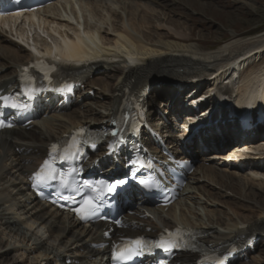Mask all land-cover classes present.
I'll use <instances>...</instances> for the list:
<instances>
[{"label":"bare ground","instance_id":"6f19581e","mask_svg":"<svg viewBox=\"0 0 264 264\" xmlns=\"http://www.w3.org/2000/svg\"><path fill=\"white\" fill-rule=\"evenodd\" d=\"M82 1L81 12L73 8L70 11L56 10V25L53 28L62 33L75 34L79 32V21H83L88 39L77 35L72 42H63L62 60L66 66L72 67L73 73L85 71L79 78L86 82L88 92L94 91L90 95L93 98L82 105L84 93L75 103L78 108L73 111L64 109L59 114L51 106L48 109L51 115L39 121L34 128L0 133V264H66L68 259L78 261V264H107L106 251L90 247L92 242L101 240L99 231L82 227L50 206L39 204L27 190V179L46 155L47 146L52 141L79 125L108 122L122 97L132 89L144 90L152 79L160 84L165 83L169 89H173V93L164 106L169 104L170 111H175L177 103H172L183 98V90L189 86L190 79L209 80V85L204 89L210 91L217 83L228 79L230 73H236L242 86L238 89L239 97L250 96L245 109H259L261 104L256 103L255 97H264V66L250 71L244 78L242 76L245 74H241V70L246 66L248 70L252 63L257 62L258 54L263 52L264 31L242 37L234 33L216 51H208L201 36H196L186 22L175 18L180 4L187 7L198 5L202 10H209L208 5L199 0H145L144 3L141 0ZM63 5L71 6L70 0L64 1ZM170 14L173 15L171 19ZM158 26H162L168 34L159 37L156 33ZM181 29L189 32L186 34ZM173 37L177 40H171ZM30 58L29 53L0 33V87L12 88L17 75ZM80 64L83 65L79 68L73 67ZM199 84L201 82L197 84L198 91L202 90ZM152 91L147 95L144 93L143 98L148 102L154 126L161 131L163 126L159 124L161 119L155 116V102L168 89L163 87ZM239 97L237 104L242 103ZM254 103L255 106L251 108ZM238 112L240 109L235 111ZM221 119L226 120V129L218 125L221 137L212 133V138H201L204 142H201L202 145L194 140L191 153H186L184 158L197 159L205 152L203 147L216 151L210 157L218 160L235 154L237 158H256L251 155L250 145L253 144L257 150L261 146L251 139L241 141L240 133L244 135V130L237 127L239 133H235L227 123L229 119L224 115ZM187 120H192L190 115ZM182 125L185 129L181 136L188 137L192 124L185 121ZM262 126L259 125L254 131ZM228 137L240 141L235 143L234 148L233 144L225 146ZM243 149L249 152L244 153ZM206 159L203 158L197 171L190 177L182 203L173 207L167 217H163L159 211H152V214L165 226L175 224L177 219L186 225L196 226L208 235L207 240L211 244L223 243L247 232L248 238L254 236L253 239H258V244L249 254V261L245 259L237 264H263L264 249H261L259 241L264 240V160L240 165L216 162L207 167ZM244 168H250L252 175L237 179L235 175ZM214 204H217L215 208ZM135 224L158 230V226L149 219H135ZM193 262V257L184 255L175 264Z\"/></svg>","mask_w":264,"mask_h":264},{"label":"rangeland","instance_id":"374dc122","mask_svg":"<svg viewBox=\"0 0 264 264\" xmlns=\"http://www.w3.org/2000/svg\"><path fill=\"white\" fill-rule=\"evenodd\" d=\"M199 1L201 3L208 5L207 8H209V10H202L203 8L201 9L198 5H194V6L191 5V7H187L184 4L183 5L180 4V6L177 7L178 9L176 10L175 18L180 22H184V23L186 22V25L194 30L196 36L197 34H199L203 40L202 43L204 44L205 48L208 51H212V50L216 51V49H218L221 44L228 41L231 38V35L234 33H237L242 37V36H252L264 31V0H255L254 2H249L246 0H199ZM141 2L144 3L145 0H141ZM163 12L167 13L168 11H163ZM212 12L214 14H212ZM172 16L173 15L170 14V19L172 18ZM158 28L159 29H157L156 33L159 35V37L168 34L167 30L162 29V26H158ZM102 30L104 31V29ZM181 30L185 31L184 33L186 34L189 32L187 29H181ZM173 39L177 40L175 39V37H173L171 40ZM197 39L199 38L197 37ZM263 66H264V50L263 52L258 54L257 62L254 64L252 63L249 66L247 73H249L250 71L259 70ZM152 81L154 82L155 86L161 85L159 81H154V80ZM94 86L95 88H98L96 85ZM163 87L167 88L168 91L163 93L164 95L163 97H161L160 99L158 98V100L156 101L157 104L158 103L162 104L161 102H163V98L168 99L171 97L173 93L172 92L173 89L171 88L169 89V87L166 85H162V87L154 88V90L158 88L163 89ZM206 91L207 89L204 91L202 90L198 94V96L205 94ZM167 99L165 102H163L162 107L168 101ZM175 103H178V101L175 100L172 104ZM163 108L166 111L167 107L164 106ZM81 111H83V107H81ZM254 139H255L254 141H256L255 142L256 145L261 146V149L260 150L254 149L255 146L251 144L250 149L252 151L250 152L253 153L251 155H255V157L258 160L263 161L264 131L260 135H257ZM233 140H232L233 142L231 143L233 144V146H235V143H237V141H240L237 140V138H233ZM217 147L218 149L220 148V146ZM229 150H227V152ZM243 151L244 153L249 152V150H245V149H243ZM224 158L226 157H223V159ZM223 159L219 160L218 162L223 163L224 165L227 163V161L225 160L223 161ZM216 205L217 204H214L213 208H215ZM260 246L261 249H264V240L262 241Z\"/></svg>","mask_w":264,"mask_h":264},{"label":"snow or ice","instance_id":"6c2138e0","mask_svg":"<svg viewBox=\"0 0 264 264\" xmlns=\"http://www.w3.org/2000/svg\"><path fill=\"white\" fill-rule=\"evenodd\" d=\"M35 51V49H33ZM0 99H4L5 101H10L9 97H0ZM10 106L12 108H19L21 105L16 103L15 101H10ZM11 127V124L5 125L3 121H0V127ZM80 132H83V129L79 130ZM111 135L113 137H118L117 132H112ZM122 142V138H118L116 143ZM110 147H114V145H110ZM73 148H75V151L71 150H65L64 152V158L67 159L69 157L75 158L76 155L80 154V149L76 144L75 137H73ZM57 151V146L53 145V152ZM55 159V157H53ZM56 178L55 170L52 167V161L51 160H45L44 163L40 166L38 171L34 174V187H39V185L45 183L47 180H53ZM61 186L63 188H70L71 185L68 183V181L65 179L64 176H60ZM125 181L119 180L115 183L111 184H104L103 181L100 182L101 185H103L108 192H113L117 188L118 184H123ZM141 184H146L147 182L144 180H140ZM89 187H92L89 185ZM75 191H79V188L75 189ZM65 199H72V197H65ZM78 215L82 220H86L90 218L91 216H94L96 212L98 211V206L95 204L92 197H88L84 199L81 203V207L76 209ZM179 233H177L178 235ZM169 238L165 239L163 236L161 239L153 244H146L143 240H135L124 244H117L113 248V258L120 262V264H125L126 261L130 260L134 256H141L144 254L146 250L151 251L153 248L162 249L165 253L171 254L174 249H178L181 247L180 241L178 239H172V234H168ZM227 260V257H224L222 259H219L217 261V264H225V261ZM158 264H165L164 260L158 261Z\"/></svg>","mask_w":264,"mask_h":264}]
</instances>
